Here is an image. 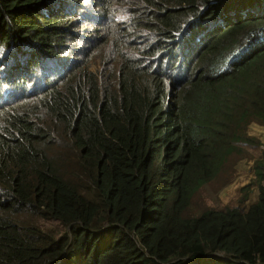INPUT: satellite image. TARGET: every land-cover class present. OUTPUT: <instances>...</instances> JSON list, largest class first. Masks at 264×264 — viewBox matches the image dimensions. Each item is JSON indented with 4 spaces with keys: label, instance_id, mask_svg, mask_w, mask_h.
<instances>
[{
    "label": "trees",
    "instance_id": "trees-1",
    "mask_svg": "<svg viewBox=\"0 0 264 264\" xmlns=\"http://www.w3.org/2000/svg\"><path fill=\"white\" fill-rule=\"evenodd\" d=\"M254 122L264 0H0V264H264V154L192 210Z\"/></svg>",
    "mask_w": 264,
    "mask_h": 264
},
{
    "label": "rangeland",
    "instance_id": "rangeland-1",
    "mask_svg": "<svg viewBox=\"0 0 264 264\" xmlns=\"http://www.w3.org/2000/svg\"><path fill=\"white\" fill-rule=\"evenodd\" d=\"M77 21L74 17L73 21ZM74 44H77L74 43ZM84 44L78 43L82 48ZM86 55L87 60H92L91 69L98 72L102 70L104 50L96 52L90 47ZM77 57V54L72 56ZM79 57V56H78ZM112 66L107 61L105 66ZM113 68V66H112ZM247 133L257 139L249 144L238 143V147L230 155V162L226 164L223 172L215 181L204 185L200 189L198 197L194 198L192 210L199 211V206L206 204L209 208L219 210L227 207H248L258 199L259 187L256 179V161L264 154V126L259 123H251L247 127ZM249 186V188H246Z\"/></svg>",
    "mask_w": 264,
    "mask_h": 264
},
{
    "label": "clouds",
    "instance_id": "clouds-1",
    "mask_svg": "<svg viewBox=\"0 0 264 264\" xmlns=\"http://www.w3.org/2000/svg\"><path fill=\"white\" fill-rule=\"evenodd\" d=\"M121 18H125V16H121ZM110 34H112V32ZM103 41H105V39ZM104 46H105V44L102 46V48H100V50L98 52L104 50L103 49ZM170 94H171V89L169 87V88H167V91L165 92V104H168V101H169V98H170Z\"/></svg>",
    "mask_w": 264,
    "mask_h": 264
}]
</instances>
